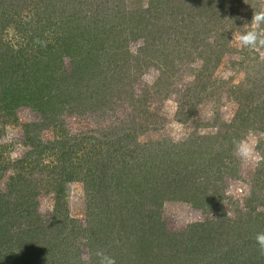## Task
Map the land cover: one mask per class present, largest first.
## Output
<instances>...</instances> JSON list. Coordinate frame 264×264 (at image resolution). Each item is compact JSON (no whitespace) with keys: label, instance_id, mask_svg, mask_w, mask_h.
<instances>
[{"label":"rangeland","instance_id":"374dc122","mask_svg":"<svg viewBox=\"0 0 264 264\" xmlns=\"http://www.w3.org/2000/svg\"><path fill=\"white\" fill-rule=\"evenodd\" d=\"M42 1L1 0L0 18L3 13L13 15L18 12L14 22L25 29L17 31L0 19V57L9 58L7 49L13 48L17 52L27 47L22 34L34 35L28 25L36 28L31 23L40 17L39 14L48 10L54 12L55 6L51 9L45 6V11L38 9ZM97 1H78L72 13L78 14L79 6L85 13L78 21L74 17V21L68 23L65 31L72 34L71 38L62 34L66 40L80 42L78 58L62 53L58 69L48 83L42 82L38 78L40 73H35L33 68L30 77L20 78L18 84L13 85L15 91L22 88L37 102L26 101L24 96L15 105L11 98L2 100L0 91V195L11 202L16 197L11 194L13 182L20 176L25 179L26 189H34L27 195L32 194L35 204L31 216L20 222L9 221L14 237L9 246H3L5 242L0 245L7 249L9 259L19 260V255L32 259L35 252H41L46 262L37 264H99L96 253L106 255L109 250L113 260L122 257L125 261L123 254L130 245L140 244L139 241L146 238H142L141 230L138 233L139 220L135 216L133 221L132 217V207L143 209L142 202L128 198L126 188L143 186L151 176H155L152 184L160 193L156 194L159 208H147L157 214L161 224L157 233L164 239L179 235L190 224L214 220L219 213L226 214L231 220L238 211L257 217L264 215V183L258 184L255 176L257 171H264V161L254 167L245 165L236 155L237 142L251 134L257 141L255 150L264 156V48L241 47L235 39L250 29L257 7L264 11V0H225L224 3L220 0H162L157 14L146 12L144 16L140 11L143 13V9L153 7L156 0L152 5L151 0H99V4ZM119 2L124 6L123 15L108 10L107 5L117 6ZM173 5L177 8L176 15L169 10ZM190 5L198 9H184ZM58 8L56 11L60 10ZM64 11L63 16L66 15ZM198 12L206 16L205 31L200 23L202 14L199 21L194 19L196 27L193 25L194 15ZM181 15L192 18L184 17L183 20L178 17ZM49 31L44 28L41 35L53 37L51 32L48 35ZM195 36L201 39V44L192 49ZM100 38L104 55L95 60L87 59L97 52L93 48ZM206 45L212 48H206ZM210 49L211 60L219 59L216 64L213 61L209 65L208 78L200 82L208 88L198 95V90L190 91L191 94L186 89L192 82L194 84L195 74L203 66V59L198 54H207ZM26 52L31 57L38 54L28 47ZM21 61L19 55L18 62ZM212 64L215 65L213 69ZM85 65L88 67L86 72L91 74L81 76L78 69L84 71ZM13 75L9 71L6 82H11ZM79 78L81 81L77 82ZM70 89H74L73 95L79 97L69 104H63L61 96L52 99V109L38 103L41 97L48 100L62 90H65L62 95H68ZM82 98L84 104H78ZM173 106L175 111H172ZM237 113L241 114L240 122L244 125L238 126L234 122ZM245 118H249L248 123L243 121ZM174 122L182 126L175 136ZM26 128L30 129L36 145L26 141ZM197 136L217 137L215 143L203 146L204 153H211L205 156V161L215 157L220 180L216 210H212V214L166 198H172V194H167V189L160 186L168 184L165 173L176 172L177 176L178 170L189 163L190 158L193 162V156L198 157L194 152L196 148L183 150L179 157H184L177 166L173 152ZM69 147L73 161L78 159L77 168L82 171L77 172L74 179L64 181L61 177L62 198L57 204L59 183L55 180L60 178L57 173H61L57 155ZM220 148L228 151L227 158L216 156ZM121 163H126L123 171H120ZM110 165L118 171L110 169ZM87 168L91 172L86 173ZM84 178L91 181L87 187ZM53 184H56L55 189H52ZM254 189H259L262 200L250 197ZM103 200L107 206L103 205ZM64 217L71 223L64 226L63 236H57L63 228ZM56 219L57 226L54 225ZM246 220L240 222L243 231L255 233L253 254H258L263 261L264 255L256 242V235L264 233L263 225L256 224L253 229ZM30 228L36 231L32 233ZM49 239L53 246L46 250L42 242ZM31 245L36 250H26ZM161 252L151 264H175L176 256L169 254V248L163 250L162 247ZM178 256L177 260L185 259L183 254ZM123 259L121 264H125Z\"/></svg>","mask_w":264,"mask_h":264},{"label":"trees","instance_id":"16d2710c","mask_svg":"<svg viewBox=\"0 0 264 264\" xmlns=\"http://www.w3.org/2000/svg\"><path fill=\"white\" fill-rule=\"evenodd\" d=\"M51 1L50 3L45 2V0L42 1L39 8H43L45 11V6L48 9H51L55 6L54 12L58 8V4H61V6L58 8L59 11H56L55 14L51 10H48V12H44L40 15V17L36 18V21L31 24H35L36 28H33L32 25H28L30 27V30L34 32V35L32 34H22L24 36V41L26 42V46L29 50L32 48L36 50L38 54H35L37 57H31L29 54H27V47L22 48L20 51L17 50V52H20L19 54L22 57V61L18 62V53L13 49L10 48L7 49L8 53L10 54L8 59H5L3 57H0V91L2 94V100L5 99H12V102H15L14 104L17 105V102L21 101L23 97L25 96L26 101H36L33 96H29L27 92H24L21 89L15 91L13 88L14 84L17 85L18 80L23 77H30L31 71L34 68L35 73L39 72L40 80L42 82L48 83L47 80H51L52 75H55V70L58 69V66L60 64L61 54L64 53L66 55L71 56L74 59H77L79 54L81 53V48L78 44L80 42H76L73 39L72 40H66L68 38H71V35L68 31H65V29H68L69 22L74 21V17H76V20L78 21L80 19V15L82 13H85L84 8L79 6V13H72L73 9H76V5L78 1L80 0H57ZM60 1V2H59ZM162 0H151V5L155 2V5L151 7L150 9H143V13L140 11V15L144 16V13L149 12L151 14H157L159 10V5ZM98 4L100 3L99 0L97 1ZM118 2V1H116ZM115 2V3H116ZM220 2L224 3L225 0H220ZM84 3V2H82ZM0 5H2V2L0 0ZM109 6L108 10L111 11L114 14L120 13V15H123L125 10L122 3L119 2V5L117 6ZM106 6V7H107ZM122 7V8H121ZM63 8L66 10L64 11ZM196 10L198 8H193V6H186L184 7ZM257 11H261L260 8H256ZM169 10L171 13L176 12L177 8L173 5L172 7L169 6ZM203 10V8H202ZM63 11L66 12V15L63 16ZM164 10L161 11L163 13ZM183 13V12H182ZM203 13V12H202ZM201 12L195 13L193 18V25L195 26L194 19L200 20L199 15L202 14ZM18 12H14L13 15L5 14L3 13L1 16V20L5 22L7 25H12L11 27L17 28V31H24L25 26L22 28V24L16 25L14 22V17L18 16ZM203 17H201L200 23L204 26L203 31H205L206 26V16L202 14ZM178 17H188L192 18L188 15H181ZM156 19H159L156 18ZM154 19L153 21H155ZM205 19V20H204ZM148 20V19H146ZM149 21V20H148ZM150 22V21H149ZM10 27V26H9ZM196 27V26H195ZM44 28L50 30L48 32V35H50V32L53 33V37L51 36H43L41 35L42 32H44ZM196 29V28H195ZM194 29V30H195ZM62 34L65 36H62ZM98 35V34H97ZM198 35V34H196ZM101 37L100 35H98ZM85 38V37H84ZM102 38V37H101ZM99 39L100 42L95 44V49L97 50L96 53L92 55V57H89L87 59L89 60H95L96 58L100 57L99 55L103 54V42L102 39ZM87 40V39H86ZM72 42V43H71ZM74 43V44H73ZM194 45L192 46V49H197V47L201 44V39L198 38V36H195V42L193 40ZM93 44V41H92ZM77 45V46H76ZM85 47V46H84ZM206 48H212V46L206 45ZM57 51H60L58 53ZM62 51V52H61ZM211 51L207 50V54H198L203 60V66L197 73L195 74V81L188 85L186 91L191 93L193 90H198L199 92H196L198 95L202 91H206L208 86L202 85L200 82L204 80L205 78H208L209 73L207 72L209 65L214 61L215 64L218 62V57L216 60H211ZM118 58V55L116 56ZM12 58V59H11ZM87 64V61H86ZM215 67L214 64L211 65V68L213 69ZM88 67L85 65V70L82 71L78 69V74L83 76L85 74L90 75L91 72H86V69ZM9 71H12V75L14 72H16V75L13 76L14 79L11 82H6L7 74ZM74 77V75H73ZM18 78V79H17ZM82 78V77H81ZM81 78L77 80V82L81 81ZM31 81V79H30ZM37 81L31 82V85H34ZM30 83V82H29ZM213 86V83L211 84ZM193 89H190V88ZM210 87V86H209ZM14 89V90H13ZM65 90H62L59 92V94H54V96H50V98L43 99L41 97L38 103H41V105L46 106L48 109L50 108V105L52 104V99L57 97H62V103L63 104H69L70 101H75L74 99L78 98L79 95H73L75 93L74 89H70L68 92V95L61 94ZM191 91V92H190ZM194 92V93H195ZM193 94V93H191ZM84 98L81 100H78V104H84ZM11 102V100H10ZM4 103V102H3ZM6 105V104H5ZM4 105V106H5ZM240 113H237L235 115L234 122L239 125H244L240 122ZM244 122L248 123L249 118H245L243 120ZM26 141L28 143H33V145H36V142L33 138H31L32 134L30 129L26 128ZM66 137L67 135L64 134ZM217 140L216 136H197L193 137L191 139H188L187 143H184L182 145L175 148L174 152V158L178 160L177 166L181 165L180 161L183 159L184 156H180V152L183 150H193L195 153H198L197 156L194 157V161L192 162L191 158L189 163H185L184 167L178 170L177 176L176 172H174L172 175L170 172H167V176H164L169 179L168 184H160L161 187H164L167 189V194L171 193L172 198L166 196V198H169L171 200H176L178 202H182L185 204H189L191 207L195 209H199L202 212H205L210 214L212 210L215 209L216 200L218 199L219 189L217 183L219 180V173L216 170L217 163H215V157L212 159L208 158L205 161V156H209L211 153L206 152L204 153L203 146L204 144H207L209 142H214ZM135 141H133L134 143ZM188 145V146H187ZM64 146V145H63ZM74 146V145H73ZM73 146H71L73 148ZM187 146V147H186ZM71 147L67 148V151H61L57 155V160L60 162L59 168L61 169V173H57V177L55 181L59 183L63 177L64 181L69 179H74V175L77 172H81L82 169L77 168L78 159L76 158L75 161H73L72 157V151ZM186 147V148H185ZM135 149H137L136 146H134ZM216 156L218 157H228V151L222 150L221 148L218 149ZM76 153V152H74ZM195 157L197 159H195ZM204 157V158H203ZM90 159V158H89ZM88 159V161H89ZM211 159V160H210ZM214 160V161H213ZM167 161V160H166ZM200 161V162H199ZM117 162V161H116ZM88 163V162H87ZM107 163V162H106ZM107 164H105V172L107 171ZM264 165V163L262 164ZM121 169L120 171H123L124 168H126V163H121ZM109 168H115L109 166ZM171 170L174 169V167H169ZM128 170V169H126ZM55 171V169H53ZM116 172L118 169L115 170ZM86 173L91 172L90 169L85 170ZM104 172V170H102ZM212 172V173H211ZM65 175H64V174ZM221 173H223L221 171ZM262 175V176H261ZM127 176V175H126ZM255 176H257L258 184L264 183V171L262 173L256 172ZM261 176V177H260ZM178 177V179H177ZM22 177H18L16 180H14L13 183L14 186L12 188L11 194H16V197L12 199V201H8L4 195H0V245H2L4 242L5 244L3 246H9L11 243V238L14 237V235L11 234L12 227L10 226V222H20L21 219H25L28 216H31L33 214V211L35 209V204L32 201V194H28V192H32L34 189H26L25 188V179H21ZM76 178V177H75ZM155 176H151L150 179L148 178L147 181H145V184L143 186L137 185V186H131L132 189L126 188V192L130 195L127 196L131 199H136V201L142 202V208L140 207H132V212L134 215L133 221H135V216L139 220V230H141V234L144 235L142 238H145L140 244L134 243L133 245H130V249L126 252H124V255L126 256L125 261L122 257H117V260L114 259L115 264H121L122 259L125 264H151L154 262V259L158 258L161 255V248L164 249L169 248V254L176 256V260H174L175 264H264V260L261 261L259 259L258 254L255 253L254 250H252V246L254 243H252V239L254 237V232L252 231H243L244 226L240 222L242 220H246V224H251L252 228L255 229L257 227L256 224L261 223L264 228V215H261L259 217L252 216L250 213H243L238 211V214L235 218H232V220L226 216L224 213L217 214L216 218L214 220H208L204 224L200 223H194L190 224L183 232H181L179 235L174 236L173 238L164 239V236L160 233H157V228L161 226L159 223V219L157 218V214L155 211L153 213L151 212V209L157 210L159 208V203L156 202L157 193H159V190L157 191L156 187L153 186ZM85 182L84 184L87 185L91 182L88 178H84ZM174 180L176 183H174ZM219 180V181H218ZM92 184V183H91ZM56 184L52 185V189H55ZM91 188L93 185L90 186ZM62 190L63 185L61 183L58 184V189L56 190V199L57 204H59V200L62 198ZM258 190V191H257ZM259 189H254L251 191L250 197L260 199L263 198L259 196ZM120 197H123L122 194H120ZM106 198V197H105ZM92 201L94 199L92 198ZM32 202V203H31ZM103 205L107 206V203H104ZM147 207H152L151 209H148ZM57 210V209H56ZM106 210V209H105ZM109 210V209H107ZM106 210V211H107ZM110 211V210H109ZM132 213V214H133ZM212 214V213H211ZM11 219V220H10ZM141 220V221H140ZM2 221V222H1ZM58 219L54 220V225L57 226ZM71 223V220H68L67 218H63L62 220V230L58 232L57 236H63L65 233L64 226L66 224ZM93 226V225H92ZM38 228V227H36ZM95 228V227H94ZM23 230H21L22 232ZM27 231V230H26ZM30 232L36 231L29 230ZM93 231H96L95 229ZM65 238H67V235H64ZM141 240V238H140ZM44 241V240H43ZM50 239L43 243V248L47 250V248H50L51 246ZM7 243V244H6ZM0 247V264H19L21 261L22 264H37V262H46L45 258L41 255V252L36 254L34 253V258H24L21 255H19V260L17 258L15 259H9L6 257V250ZM29 248H26V250L35 249L36 247L33 245L28 246ZM209 247V249H208ZM37 251H40L39 248H37ZM108 253V254H107ZM106 256L111 258L112 256L109 254V250L107 251ZM19 254V253H18ZM169 254H167L169 256ZM184 255L185 259L177 260L178 255ZM116 255V252H115ZM165 258L166 255H163ZM2 258V259H1ZM8 259V260H5ZM95 259V256L93 257ZM98 263L100 264V257L98 258ZM113 259V257L111 258ZM12 260V261H11Z\"/></svg>","mask_w":264,"mask_h":264},{"label":"clouds","instance_id":"9594fccd","mask_svg":"<svg viewBox=\"0 0 264 264\" xmlns=\"http://www.w3.org/2000/svg\"><path fill=\"white\" fill-rule=\"evenodd\" d=\"M264 11L253 12L250 22V29L235 37L236 41L241 47H247L251 49L264 48ZM172 111H175L173 106ZM172 127L174 128L173 135L180 132L181 125L174 122ZM177 139L179 137H176ZM256 139L254 135L241 139L236 144V155L245 165L259 166L261 161H264V156H261L256 149ZM222 203V202H221ZM256 242L259 245L261 254L264 255V233H258L256 235ZM96 255L100 257V264H115L114 260L104 255L102 252H97Z\"/></svg>","mask_w":264,"mask_h":264}]
</instances>
